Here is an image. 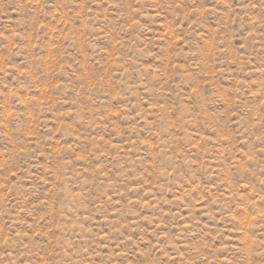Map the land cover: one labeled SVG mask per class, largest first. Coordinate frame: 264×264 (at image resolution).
<instances>
[{
  "label": "rangeland",
  "instance_id": "374dc122",
  "mask_svg": "<svg viewBox=\"0 0 264 264\" xmlns=\"http://www.w3.org/2000/svg\"><path fill=\"white\" fill-rule=\"evenodd\" d=\"M0 264H264V0H0Z\"/></svg>",
  "mask_w": 264,
  "mask_h": 264
}]
</instances>
